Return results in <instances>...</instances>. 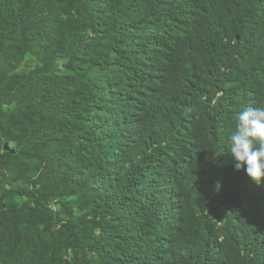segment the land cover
<instances>
[{
  "label": "trees",
  "instance_id": "16d2710c",
  "mask_svg": "<svg viewBox=\"0 0 264 264\" xmlns=\"http://www.w3.org/2000/svg\"><path fill=\"white\" fill-rule=\"evenodd\" d=\"M249 107L264 0H0V264H264Z\"/></svg>",
  "mask_w": 264,
  "mask_h": 264
},
{
  "label": "clouds",
  "instance_id": "9594fccd",
  "mask_svg": "<svg viewBox=\"0 0 264 264\" xmlns=\"http://www.w3.org/2000/svg\"><path fill=\"white\" fill-rule=\"evenodd\" d=\"M230 145L235 171H245L258 187L264 184V107H249L238 114Z\"/></svg>",
  "mask_w": 264,
  "mask_h": 264
},
{
  "label": "water",
  "instance_id": "95a60500",
  "mask_svg": "<svg viewBox=\"0 0 264 264\" xmlns=\"http://www.w3.org/2000/svg\"><path fill=\"white\" fill-rule=\"evenodd\" d=\"M4 150H5V151L8 150L7 145L4 146ZM63 227H64V226L62 225V228H63Z\"/></svg>",
  "mask_w": 264,
  "mask_h": 264
},
{
  "label": "rangeland",
  "instance_id": "374dc122",
  "mask_svg": "<svg viewBox=\"0 0 264 264\" xmlns=\"http://www.w3.org/2000/svg\"><path fill=\"white\" fill-rule=\"evenodd\" d=\"M12 144H7L8 149L11 147ZM0 155H1V151H0ZM54 209V208H53Z\"/></svg>",
  "mask_w": 264,
  "mask_h": 264
}]
</instances>
